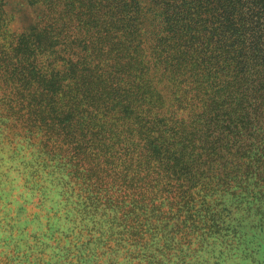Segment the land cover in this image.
Instances as JSON below:
<instances>
[{
  "label": "trees",
  "instance_id": "obj_1",
  "mask_svg": "<svg viewBox=\"0 0 264 264\" xmlns=\"http://www.w3.org/2000/svg\"><path fill=\"white\" fill-rule=\"evenodd\" d=\"M25 3L0 0V264H188L264 212V0Z\"/></svg>",
  "mask_w": 264,
  "mask_h": 264
},
{
  "label": "rangeland",
  "instance_id": "obj_2",
  "mask_svg": "<svg viewBox=\"0 0 264 264\" xmlns=\"http://www.w3.org/2000/svg\"><path fill=\"white\" fill-rule=\"evenodd\" d=\"M4 3V10L15 15L14 22L19 27L24 26L35 14L25 0H4ZM253 206H257L256 202ZM238 217V233L234 237L227 238L232 240L231 244L215 243L205 246L196 253V259L188 264H264V212L241 213ZM11 223L6 222L8 226L0 227V251H3L0 253V258L9 251L18 254L17 248L14 247L19 246L21 251L24 248L21 243L16 242V239L14 241L10 239L11 242L8 244L4 243L8 240L6 236L10 233L13 236V232L8 228ZM79 264H91V262L90 259L84 258Z\"/></svg>",
  "mask_w": 264,
  "mask_h": 264
}]
</instances>
